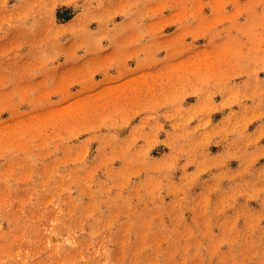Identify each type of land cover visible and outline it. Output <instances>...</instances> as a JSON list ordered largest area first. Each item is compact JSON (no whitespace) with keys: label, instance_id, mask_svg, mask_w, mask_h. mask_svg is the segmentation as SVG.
I'll return each instance as SVG.
<instances>
[{"label":"rangeland","instance_id":"rangeland-1","mask_svg":"<svg viewBox=\"0 0 264 264\" xmlns=\"http://www.w3.org/2000/svg\"><path fill=\"white\" fill-rule=\"evenodd\" d=\"M0 264H264V0H0Z\"/></svg>","mask_w":264,"mask_h":264}]
</instances>
